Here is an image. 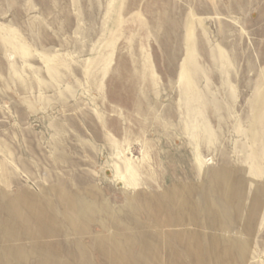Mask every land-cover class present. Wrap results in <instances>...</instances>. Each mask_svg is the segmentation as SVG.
Segmentation results:
<instances>
[{
    "label": "rangeland",
    "instance_id": "1",
    "mask_svg": "<svg viewBox=\"0 0 264 264\" xmlns=\"http://www.w3.org/2000/svg\"><path fill=\"white\" fill-rule=\"evenodd\" d=\"M160 3L0 0V264H264V0Z\"/></svg>",
    "mask_w": 264,
    "mask_h": 264
},
{
    "label": "bare ground",
    "instance_id": "2",
    "mask_svg": "<svg viewBox=\"0 0 264 264\" xmlns=\"http://www.w3.org/2000/svg\"><path fill=\"white\" fill-rule=\"evenodd\" d=\"M160 1L161 0H155V6L157 8L151 10L152 15H158L162 21H169L173 25L176 20L172 17L171 12L169 13L168 9L160 6ZM131 4H133V2H130L127 7L131 6ZM181 75L183 76V71Z\"/></svg>",
    "mask_w": 264,
    "mask_h": 264
}]
</instances>
